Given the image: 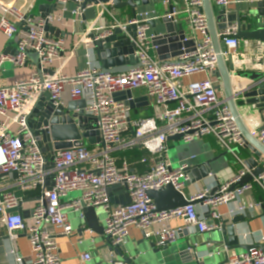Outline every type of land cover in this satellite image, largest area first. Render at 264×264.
Returning a JSON list of instances; mask_svg holds the SVG:
<instances>
[{"label": "built area", "instance_id": "1", "mask_svg": "<svg viewBox=\"0 0 264 264\" xmlns=\"http://www.w3.org/2000/svg\"><path fill=\"white\" fill-rule=\"evenodd\" d=\"M36 1L0 0V32L8 40L14 37L17 40L14 51L0 52V76L6 63L15 69L29 65L36 69L28 78L11 85H2L0 79V176L16 174L19 191H39L37 202L30 211L32 222L29 225L21 213L13 212L22 206V197L14 191L0 192V228L12 241L20 232L27 234L31 245L30 264H62L54 230L67 237L75 234L71 212L78 214L84 228V209L102 210L104 235L112 248H121L127 243L132 227L162 248L175 243L182 231L173 229L172 221L184 220L188 229L199 233L216 231L220 228L215 223L220 219L218 207L240 199L255 185L264 189V173L255 177L253 183L233 189L250 173L244 170L233 180L217 186L212 195V188L196 193L187 199L189 204L181 208L159 212L148 195L150 191H161L168 186L183 193L184 181H189L186 166L174 169L165 158L170 137L180 136L182 142L190 144L194 139L213 136L234 155L236 148L246 145L228 105L218 94L217 58L208 34L202 0H185L194 51L165 62L155 60L150 54L153 37L149 34V23L160 19L153 11H139L133 19L119 22L110 11L112 5L101 4L93 21L95 24L82 34L72 49H68V35L55 37L46 31V27L68 32L80 18L87 21L85 13L98 5L88 4L82 9L86 0H54L56 11L49 12L52 4L44 0V10L35 16ZM70 2L75 5L73 9L69 8ZM214 2L229 9L241 0ZM106 13L112 17L110 22H105ZM175 15L177 11L174 10ZM131 25L137 26L135 57L140 66L123 74L102 73L93 59V44L112 35L114 29L125 30ZM238 31L239 27L234 24L220 34L226 48L222 50V56L226 60L237 56ZM79 51L83 53L84 68L65 73L63 66ZM30 54L37 56L36 61ZM64 57L65 65L54 69L55 63ZM257 66L264 72V65ZM198 75L206 78L184 85L185 79ZM141 88L147 89L162 110L152 118L133 121L131 107L125 100H116L115 95ZM66 89H70L73 100L85 101V115L96 120V130L104 147L96 146L90 150L89 146L78 142L71 149L55 151L48 159L30 131L28 116L36 99L44 92L50 94L55 105H64ZM260 116L258 128L249 132L264 145V111ZM129 133L131 137L127 136ZM135 146L143 147L150 156L142 160V164L149 166L144 174L132 172L127 163L118 167L112 157L115 151ZM51 176L54 179L48 191L45 185ZM116 186L125 187L129 204H112L109 189ZM72 193L79 196L67 199ZM197 201L207 217L197 212V205L193 204ZM253 209V205L240 208L242 211ZM91 259L88 253L80 256L83 263ZM15 261L16 264L24 263L22 257H16ZM227 263L264 264V249L254 247L248 252L228 255ZM110 264L124 262L111 259Z\"/></svg>", "mask_w": 264, "mask_h": 264}, {"label": "crops", "instance_id": "2", "mask_svg": "<svg viewBox=\"0 0 264 264\" xmlns=\"http://www.w3.org/2000/svg\"><path fill=\"white\" fill-rule=\"evenodd\" d=\"M38 2L39 0L36 1V6ZM253 3L248 2V0H241V3L230 6L229 10H232L233 13H237V6L239 5V13L243 15L247 12V8L250 7V4ZM42 5L43 4L39 6V11L41 10L40 7ZM170 5L173 6L175 12L177 11L175 20L182 25L187 37L193 38L194 36L190 27L188 14L186 13L185 0H171V4H169L168 0H150L149 5L137 8L135 13L130 7L116 9L112 6L110 11L119 22H127L133 19L135 14L139 11L155 12L158 16H160V19L155 21V27L149 24V34L154 38L155 36L165 33V26L162 23V18L169 16ZM74 7V3L70 2L69 8L73 9ZM100 8L101 4H99L98 7L87 11L85 13V18L87 21H84L83 17L80 18L79 20L81 21L78 20L69 27L67 30L69 33L63 29L60 31V36L63 34L68 35V49H72L82 34L88 31L89 28L95 24L93 21L101 10ZM104 18L105 22H110L112 19V17H110L107 13L105 14ZM54 36L57 37L56 35ZM15 40V37L11 40L6 39L0 32V52L14 51L17 48V42ZM225 49L226 48L222 44V50ZM92 54L94 57L93 59L96 60V63L99 66L94 47ZM150 54L152 58L158 60L156 48L153 47V45ZM236 55L237 56L235 58H231L227 61L229 63V69L232 78V88L236 97V103L239 106H243L247 104L248 101H246L242 96L237 95H239V92L247 87L248 79L253 75L264 76V72L259 71L257 66L259 64L264 65V44L259 41L242 40L239 42V48L237 49ZM65 59L66 57H64V59L58 60L54 65V69L62 68L66 62L64 61ZM83 68V53L81 51H79L74 58L70 59L67 64L63 66L64 72L67 74L75 73L79 70H82ZM34 70L36 69L33 65H29L22 69H15L11 65V67L6 68V70L1 74V84L11 85L18 80L26 79ZM205 78V75H198L191 79H185L184 85L201 81ZM217 87H220V89H218L220 99L226 102L223 90L221 88V82L219 80H217ZM132 93L133 98L140 100L141 105L138 108L132 110V114L137 116L140 115L141 117L149 116L152 118L155 116V114L161 112L162 108L159 107L155 100L149 96L147 89H137ZM63 101L64 105H67L70 102H80L82 100H73L71 98L70 89H66L63 94ZM239 111L248 130L250 132H254L258 128L261 120L260 110L253 109V106H247L244 109L240 108ZM204 139L210 144V150L206 148L203 154H200L197 157L207 160L217 158L213 164L216 174L215 176L210 175L209 178L200 182H188L189 187L185 186L183 188V194L187 199H191V197L200 191L215 188L233 180L244 170L248 172L246 162L253 157L252 152L245 146L242 148H236L234 150V155L233 153H229L226 149H224V147L221 146L215 137L209 136ZM173 145V142L168 141L167 149L169 150V148ZM167 156L168 152L165 155V158L171 164ZM258 161L259 164H264V161ZM124 163H127L130 167H132V165H130L127 161ZM148 168L149 166L146 164L134 163L132 172L136 171L137 173H143L148 171ZM17 180V178L12 176L0 178V192L14 191L22 197L23 203L20 213L24 216L27 225H29L32 222L30 219V211L37 202L39 191L23 193L16 188ZM250 183H253V180ZM78 196V193H72L67 199H74ZM124 196L125 192L122 190H119L113 194V198L117 200H120ZM249 205H253L254 209L248 211L240 210L242 206ZM196 210L201 216H208L201 204H197ZM217 212L220 214V219L216 220L215 223L218 224L220 228L209 233H199L195 229H188L184 220L172 221L170 226L173 229H182V231L178 240L175 243L170 244V246L174 248L177 245L192 242L198 251L200 261L208 260L210 258V260H213L214 264L223 263L224 261H227L228 255L246 252L240 248L228 250L225 245L219 244L222 239V226L224 224L230 226L234 220L238 219L236 229L238 231L239 246L258 247L260 249H264V189L255 185L253 190L247 191L240 199L230 204L221 205L218 207ZM97 216L103 229L101 233L92 230L86 223L85 227L83 228V224L81 223L78 214L73 212L70 213V219L75 233L73 236H63L60 235L58 231L54 230L62 264H110L111 259L121 260L115 252H111L109 249L111 247L110 243L104 235L103 211L100 209L97 210ZM153 243L155 244V249L160 248L157 246L155 240H147L142 231L132 227L129 230L128 241L123 247H121V249L124 252L131 251L134 255L138 256L139 262L141 260V262L138 264H158L156 256L153 253ZM84 253L90 254L92 258L90 262H81L80 256ZM16 257H22L24 259V263L22 264H30L31 245L25 232H20L15 240H8L4 243V252L3 254H0V264H16ZM172 257L175 258L176 255H172Z\"/></svg>", "mask_w": 264, "mask_h": 264}, {"label": "water", "instance_id": "3", "mask_svg": "<svg viewBox=\"0 0 264 264\" xmlns=\"http://www.w3.org/2000/svg\"><path fill=\"white\" fill-rule=\"evenodd\" d=\"M166 1V0H164ZM171 1V0H170ZM169 1V4L171 2ZM203 12L207 20L208 34L213 42L214 52L217 58V71L215 77L221 82L226 104L228 105L234 121L241 132L245 147L249 149L253 157L246 162L247 169L251 173H247L241 181L233 187H243L252 182L255 177L264 173V164H259L258 160L264 161V145H262L256 137H254L246 127V124L241 117L240 107L253 106V109L264 111V76L253 75L247 81V87L244 88L239 95L242 96L247 102L243 106L236 103V97L232 88V78L229 69V63L222 56V40L220 34L225 31L229 26L237 24L239 31L236 35L237 40L259 41L264 44V0H256L250 7L247 8L245 14L238 12L233 13L228 8L218 6L215 0H202ZM50 11H56V4L54 0H49ZM88 4H111L116 9L130 7L135 13L137 8L144 7L150 4V0H87L82 5L84 9ZM44 7H40L41 11ZM174 14V8L170 5L169 15L171 17H163L162 23L165 26V33L155 36L152 39V45L156 48L158 61L165 62L171 61L184 53L194 51L195 43L192 38H188L182 25L179 24ZM85 19V17H84ZM155 27V21L149 23ZM136 25L128 26L125 30L116 28L113 30L112 35L109 37L96 41L93 44L97 60L102 73L106 74H123L130 70L139 67V60L135 57V38H136ZM48 33L60 36V30L55 27H46ZM17 42V40H15ZM8 53V51H6ZM30 58L36 61L37 56L30 54ZM220 87H217V90ZM116 100H125L132 110L138 108L140 100L133 98V93L127 91L115 95ZM85 101L70 102L67 105H55L48 92L41 93L36 99L33 108L28 116V125L30 131L35 136L41 151L51 159L55 151L71 149L76 143L81 142L83 145L89 147H104L99 132L96 130V120L92 117L85 115ZM169 142L174 143V151L179 154L178 144L181 142L180 136L170 137ZM178 147H177V146ZM177 147V148H176ZM180 149V148H179ZM188 153V149L183 150ZM237 151V150H236ZM215 159H202L197 156H191L184 160H178L180 164L186 166V174L189 178V183H196L203 181L210 177L215 176L214 170ZM52 167V165H50ZM12 176L17 178L16 174L1 175L0 178ZM54 176L49 178L46 183V189L51 190ZM119 190L126 191L125 187L116 186L109 189L111 202L116 206H125L130 203V198L125 192V196L120 200L114 199L113 194ZM217 191V187L211 189L210 195ZM150 199L154 202L157 211H169L176 208H181L189 204L185 195L174 189L172 186L166 187L161 191H150ZM200 202H194L197 205ZM21 207L13 212L21 211ZM85 223L94 231L101 233L102 227L99 223L97 210L94 208L84 209ZM238 219L234 220L232 225L224 224L221 229L220 245H225L228 250L243 249L246 252L254 247L239 246L238 231L236 224ZM10 240L4 230L0 228V254L4 252V243ZM155 244H152L154 255L158 264H214L213 260H199L198 251L192 242L177 245L176 247L165 245L162 248L155 249ZM172 247V248H171ZM258 248V247H257ZM111 252H115L124 264H138L139 258L133 252L122 251L121 248H109ZM172 255H176L175 258ZM171 256V258H170ZM180 261V262H178ZM220 264H227L224 261Z\"/></svg>", "mask_w": 264, "mask_h": 264}, {"label": "rangeland", "instance_id": "4", "mask_svg": "<svg viewBox=\"0 0 264 264\" xmlns=\"http://www.w3.org/2000/svg\"><path fill=\"white\" fill-rule=\"evenodd\" d=\"M44 3V0H39L33 14L35 16H38L40 14L39 11V6L41 4ZM11 67V64L6 63L3 66L2 71L4 72L6 70V68ZM177 146V145H176ZM179 146V148H177ZM178 146L176 147L178 149L179 154L177 155L176 151H174V145L171 146L168 150V159L171 162V164L173 165V168L176 169L178 168L181 164L178 163V159L184 160L185 158H189L191 156H198L200 154H203V152L205 151V149H209L210 150V144L208 142H206L205 139H194V141H192V143L190 144H185L184 142H180L178 144ZM188 149V153H185L183 150ZM183 182V180L181 181ZM189 187V183L188 181H184V187Z\"/></svg>", "mask_w": 264, "mask_h": 264}, {"label": "trees", "instance_id": "5", "mask_svg": "<svg viewBox=\"0 0 264 264\" xmlns=\"http://www.w3.org/2000/svg\"><path fill=\"white\" fill-rule=\"evenodd\" d=\"M149 118H150L149 116L141 117L140 115L137 116L135 114H131V119L133 121L149 119ZM127 136L131 137V133H129ZM89 149L92 150L94 149V147H89ZM112 157L116 159V164L118 167H121L123 163L127 161L130 165H132L131 167V170H132L134 163L141 164L144 158H149L150 156L143 147L135 146V147H130L124 150L115 151L114 153H112ZM133 172L137 173L136 171H133ZM145 172L137 173V174H144Z\"/></svg>", "mask_w": 264, "mask_h": 264}]
</instances>
